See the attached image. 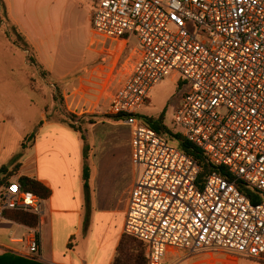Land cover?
<instances>
[{"label":"built area","instance_id":"2783aa9c","mask_svg":"<svg viewBox=\"0 0 264 264\" xmlns=\"http://www.w3.org/2000/svg\"><path fill=\"white\" fill-rule=\"evenodd\" d=\"M90 47L106 64L133 58L108 111L131 130L130 191L123 235L145 244L146 264L175 251L264 261V0H92ZM167 77L188 91L174 115L182 137L214 167L200 166L146 127L140 111ZM80 89L71 93L81 97ZM260 198L240 193L235 183ZM9 212L35 215L21 255L41 260L42 199L16 181L0 189V225ZM230 261L229 263H233Z\"/></svg>","mask_w":264,"mask_h":264},{"label":"rangeland","instance_id":"374dc122","mask_svg":"<svg viewBox=\"0 0 264 264\" xmlns=\"http://www.w3.org/2000/svg\"><path fill=\"white\" fill-rule=\"evenodd\" d=\"M9 9L36 47L16 36ZM92 11L91 0H0V123L7 134L5 154L16 153L20 136L33 133L40 121L79 128L94 154L102 144L110 148L128 140L123 126L112 127L115 120L108 111L110 93L128 71L115 70L116 57L100 63L98 51L90 47ZM78 88L81 97L73 99L71 93ZM187 91L186 83L163 79L150 93L149 105L140 111L142 118L162 116L172 133L182 132L173 119ZM25 143L26 149L29 141ZM19 160L7 165L15 166L7 179L16 176ZM228 259L234 262L205 251H175L162 264H264L248 258Z\"/></svg>","mask_w":264,"mask_h":264},{"label":"crops","instance_id":"0c3cea01","mask_svg":"<svg viewBox=\"0 0 264 264\" xmlns=\"http://www.w3.org/2000/svg\"><path fill=\"white\" fill-rule=\"evenodd\" d=\"M7 13L23 37L36 47L10 9ZM132 65L133 58L123 50L116 71L127 70L129 74ZM112 118L115 120L110 123L112 127L123 126L128 131V140L110 148L102 144L95 154L80 132L60 122L40 124V121L33 133L20 136L18 151L7 155L6 129L0 123V168L17 157L21 164L16 176L1 182L0 189L8 181L18 182L20 177H26L49 190L48 198L42 199L38 224L41 260H29L21 255L26 251V243L14 241L25 239L28 231L24 225L13 222L0 225V264L113 263L124 236L129 194L137 173L131 164L130 127L121 118L113 115ZM117 134L124 137L123 132ZM85 167L88 169L86 189Z\"/></svg>","mask_w":264,"mask_h":264},{"label":"trees","instance_id":"16d2710c","mask_svg":"<svg viewBox=\"0 0 264 264\" xmlns=\"http://www.w3.org/2000/svg\"><path fill=\"white\" fill-rule=\"evenodd\" d=\"M3 13L6 14L5 11ZM13 30H15L16 36L18 38L20 39L24 38L15 25H13ZM13 44L16 45V41H14ZM24 47H28V46H24ZM21 49L23 51L27 50L26 48L23 47ZM114 118L119 119L120 116H114ZM42 123L43 121L40 122V124ZM143 123L146 127L153 130L157 135L164 138L165 140L166 137H168L171 141H174L175 143L174 145H176L177 148L182 153H184L186 156L194 160L200 166L201 172L197 178V183L202 182V180H204V178L213 171L218 172L222 177L228 180H232V178L227 174L224 168L214 167L208 161L207 157L203 154V152L197 147L190 144L188 141H186L180 133L178 132L172 133L168 128H166L162 116L157 118H143ZM69 128H71L76 132H80V129L74 127L73 125H69ZM30 138L31 137L29 136V139ZM14 167L15 166L13 165L12 169ZM12 169L11 168L9 169L7 166L0 168V184L1 182H4L7 179L8 174L13 173ZM83 180H84V188L86 189L87 181H88V169L86 167L83 174ZM18 183L22 190L30 191L36 194L37 196H39L41 199H46L49 196V190L34 179L20 177ZM235 185L240 193L244 194L250 199L251 203L260 202V198L250 190L244 188L241 183L236 182ZM7 217L13 222L27 227H35L38 223L37 217L29 213L9 212L7 213ZM144 253H145V244L143 242L137 240L136 238L124 235L118 245L116 256L112 264H146V258L144 256ZM254 261L264 262L263 260H254Z\"/></svg>","mask_w":264,"mask_h":264}]
</instances>
